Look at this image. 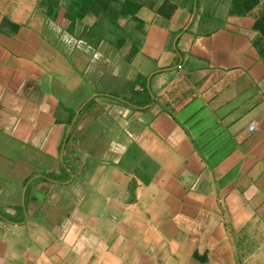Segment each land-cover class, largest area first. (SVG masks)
Returning <instances> with one entry per match:
<instances>
[{"label":"crops","instance_id":"crops-1","mask_svg":"<svg viewBox=\"0 0 264 264\" xmlns=\"http://www.w3.org/2000/svg\"><path fill=\"white\" fill-rule=\"evenodd\" d=\"M92 1L0 0V264H264V0Z\"/></svg>","mask_w":264,"mask_h":264},{"label":"trees","instance_id":"trees-1","mask_svg":"<svg viewBox=\"0 0 264 264\" xmlns=\"http://www.w3.org/2000/svg\"><path fill=\"white\" fill-rule=\"evenodd\" d=\"M89 9L92 10V12H94L97 15H98V12H101L102 11V8L99 6V4L97 3L96 0H93L92 1L91 7H89ZM115 27H116V24H110V26H109L110 29L109 30L110 31H115ZM88 30H90V29H88Z\"/></svg>","mask_w":264,"mask_h":264},{"label":"built area","instance_id":"built-area-1","mask_svg":"<svg viewBox=\"0 0 264 264\" xmlns=\"http://www.w3.org/2000/svg\"><path fill=\"white\" fill-rule=\"evenodd\" d=\"M251 129H253V126H251Z\"/></svg>","mask_w":264,"mask_h":264}]
</instances>
